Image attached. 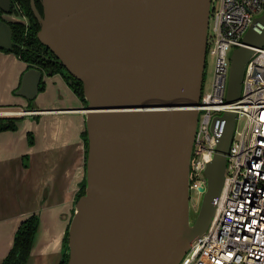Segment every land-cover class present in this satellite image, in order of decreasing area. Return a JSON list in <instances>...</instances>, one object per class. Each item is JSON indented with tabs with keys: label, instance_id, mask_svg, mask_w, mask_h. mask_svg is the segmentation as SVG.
I'll use <instances>...</instances> for the list:
<instances>
[{
	"label": "water",
	"instance_id": "water-1",
	"mask_svg": "<svg viewBox=\"0 0 264 264\" xmlns=\"http://www.w3.org/2000/svg\"><path fill=\"white\" fill-rule=\"evenodd\" d=\"M39 2L41 15L31 0L37 40L82 83L85 101V187L66 229V264H179L211 228L236 129L233 110L213 119L212 130L216 121L223 127L202 171L205 186L198 188L201 199L193 210L190 158L213 0ZM10 5L11 0H0V50L8 52L14 45L9 23L23 24L7 18ZM241 43L228 53L227 104L239 101L244 69L254 50L264 47V11L252 19ZM42 81L43 73L29 65L13 92L23 100L25 120L38 113ZM53 185H42L37 211L22 221L37 217L26 263L46 235Z\"/></svg>",
	"mask_w": 264,
	"mask_h": 264
},
{
	"label": "built area",
	"instance_id": "built-area-1",
	"mask_svg": "<svg viewBox=\"0 0 264 264\" xmlns=\"http://www.w3.org/2000/svg\"><path fill=\"white\" fill-rule=\"evenodd\" d=\"M206 59L214 60L213 81L197 106V131L190 162V191L205 186L202 176L214 138L223 122L215 117L233 110L236 129L228 151L227 182L215 201L210 230L191 245L179 264H264V47L247 63L237 103H225L230 60L241 47L251 21L264 11V0H213ZM206 61V60H205ZM1 112L0 116H8ZM242 127L239 128V123Z\"/></svg>",
	"mask_w": 264,
	"mask_h": 264
},
{
	"label": "crops",
	"instance_id": "crops-1",
	"mask_svg": "<svg viewBox=\"0 0 264 264\" xmlns=\"http://www.w3.org/2000/svg\"><path fill=\"white\" fill-rule=\"evenodd\" d=\"M26 68L14 54L0 51V108L23 109V100L13 92ZM42 82L45 88L35 101L39 120L24 118L16 131L0 132V262L11 249L18 225L37 211L42 185L50 181L53 200L45 211L46 235L26 264L57 263L76 200L72 184L84 177L82 102L58 75ZM28 132L34 135L31 146Z\"/></svg>",
	"mask_w": 264,
	"mask_h": 264
},
{
	"label": "trees",
	"instance_id": "trees-1",
	"mask_svg": "<svg viewBox=\"0 0 264 264\" xmlns=\"http://www.w3.org/2000/svg\"><path fill=\"white\" fill-rule=\"evenodd\" d=\"M30 1L31 0H12L13 4L16 6H19L21 11L29 17L28 26L25 29V26L20 23L11 22L9 23V26L11 28L12 34V41L14 44H21L22 49L20 50L17 48V46H13L12 50L5 51L0 50L4 53H13L20 61L27 64V66H33L36 64H40L42 60H40L39 57L36 56L37 50L33 49L35 46H41L37 40V31L39 29L38 23L33 19V16L31 15L30 11ZM39 0H35L36 7L38 11L40 12V6H39ZM11 13V11H9ZM1 16V13H0ZM1 18V17H0ZM24 39V40H23ZM23 44V45H22ZM45 48V47H44ZM46 49V48H45ZM49 50V49H47ZM50 51V50H49ZM52 58L53 57L52 55ZM48 65L50 69H52V72H59L61 69H64L62 65L58 63H49ZM64 77L65 79L71 80L70 88L72 92L75 94L76 97L80 99L82 103L85 105L84 98L82 97V83L80 81H77L75 79H72L69 74L64 71ZM44 84L42 88L40 89V92L43 91ZM19 120V118L16 117H0V132H6V131H14L16 130V121ZM82 139L85 140V147H86V133L85 131L82 133ZM29 145L33 144V138L30 134L29 136ZM87 148V147H86ZM85 187V180L83 181L80 190L79 195L84 192ZM77 196V197H78ZM37 226V217L31 216L26 221L22 222L21 225L16 230V234L14 236V241L12 245V249L9 251L7 256L2 260L0 264H26V260L29 256V253L31 251V244L35 235V230ZM65 247H66V237H67V231L65 234ZM67 247L65 252L62 254V259L59 264H66L67 259Z\"/></svg>",
	"mask_w": 264,
	"mask_h": 264
},
{
	"label": "flooded vegetation",
	"instance_id": "flooded-vegetation-1",
	"mask_svg": "<svg viewBox=\"0 0 264 264\" xmlns=\"http://www.w3.org/2000/svg\"><path fill=\"white\" fill-rule=\"evenodd\" d=\"M39 6H40V12L38 11V9H37V7H36V4H35V7H36V9H37V11H38V13L41 15V13H42V6H41V4L39 3ZM10 11H11V13H8V15H14V16H18L17 18H18V20H20V21H23V25L25 26V29H26V27L28 26V21H29V17L28 16H26L22 11H21V9L19 8V6H16V5H14L13 4V2H12V0H11V5H10ZM30 11H31V1H30ZM0 13L2 14V12L0 11ZM31 15L33 16V14H32V11H31ZM33 19L36 21V19H35V17L33 16ZM25 20V21H24ZM36 23H37V21H36ZM38 33V32H37ZM24 40V39H23ZM23 45V44H22ZM13 46H17V48L18 49H20V50H24V49H22V47L23 46H21V44H14ZM12 46V47H13ZM46 48V47H45ZM44 48V46L42 45V47L41 46H35L33 49H36L37 50V52L38 53H36V56L37 57H39L40 58V60H42V62L40 63V64H36V65H33L34 67H36L37 69H39L42 73H43V78L44 77H52V76H55V75H58L59 77H61L62 78V80L63 81H65V83L67 84V86L69 87V89H70V91L72 92V90H71V88H70V84H71V80H66L65 79V77H64V71H65V69H61L59 72H55V73H53L52 72V69H50V67L48 66V65H50L49 63H51V62H53V63H57L55 60V58H52V53L49 51V50H47L48 48H46L45 49ZM13 54V53H12ZM53 57H54V55H53ZM22 62V61H21ZM25 64V63H24ZM25 65H27V64H25ZM64 68V67H63ZM48 72H50L51 73V75L50 76H47L46 74L48 73ZM72 78V77H71ZM73 79V78H72ZM43 84H44V82H42L41 83V85L43 86ZM44 88H45V85H44ZM44 88H43V90H44ZM41 92H43V91H41ZM39 93H40V91H39ZM73 93V92H72ZM73 95H75L74 93H73ZM76 97V96H75ZM84 106V103H82V107ZM11 109H16V108H11ZM11 109H9V108H0V111H2V112H5V111H7V110H11ZM16 111H18V112H11V113H9V115L8 116H0V117H8V118H11V117H16V118H19V120H17L16 121V129L18 128V124L25 118V115H21V113L23 112V110H18V109H16ZM35 120L36 121H38L39 119H38V117H35ZM83 130H84V128H83ZM15 131V130H14ZM85 131V130H84ZM83 131V132H84ZM6 132H10V131H6ZM82 132V133H83ZM81 133V134H82ZM30 134L32 135V138H33V142H34V135H33V133H31V132H28V134H27V142L29 141V136H30ZM82 143H83V147H84V158H83V161L85 160V157H86V150H87V148L85 147V140L83 141V139H82ZM28 145H29V143H28ZM31 146V145H30ZM26 159L27 158H23V162H22V165L25 167V168H27L28 167V165H27V163H26Z\"/></svg>",
	"mask_w": 264,
	"mask_h": 264
},
{
	"label": "rangeland",
	"instance_id": "rangeland-1",
	"mask_svg": "<svg viewBox=\"0 0 264 264\" xmlns=\"http://www.w3.org/2000/svg\"><path fill=\"white\" fill-rule=\"evenodd\" d=\"M18 16H12V15H8L7 18H10V19H18L17 18ZM25 21V20H24ZM213 69H214V60L211 59V57L208 56V58L206 59V67H205V70H204V83H203V91H209L210 89V86H211V83L213 81ZM18 112L16 111V109H11V110H7L5 112ZM2 112V111H1ZM239 128L242 127V122L239 123ZM81 139H82V134H81ZM83 179H80L79 182H75V184H72V187L73 188V197L77 198V196L79 195V190H80V187L83 183ZM191 193V207L193 210L196 211V207H197V202H199V200L201 199V194L195 192L194 190H191L190 191ZM66 210V209H65ZM65 236L64 235V239H63V242H62V247H63V252H65L66 250V247H65Z\"/></svg>",
	"mask_w": 264,
	"mask_h": 264
}]
</instances>
